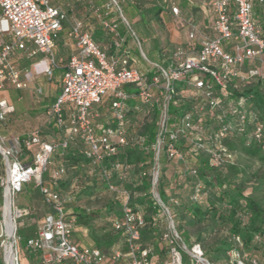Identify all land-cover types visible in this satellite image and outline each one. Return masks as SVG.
Returning <instances> with one entry per match:
<instances>
[{"label":"built area","instance_id":"obj_1","mask_svg":"<svg viewBox=\"0 0 264 264\" xmlns=\"http://www.w3.org/2000/svg\"><path fill=\"white\" fill-rule=\"evenodd\" d=\"M75 1L87 5L100 26L112 35L115 50L112 57H108L91 32L84 30L82 20L72 18L70 21L68 13L51 0H0V122L14 112V107L1 97L2 92L10 88L27 90L33 81L42 77L52 80L61 62L54 52L61 33L67 32L77 50L63 66L61 92L47 112L57 129L69 131L68 135L60 142H44L38 137L24 142L20 138L0 137V160L4 168V174L0 175V187L3 189L0 215L2 263L20 264L18 222L29 216L31 210L18 207L15 200L29 183H35L40 189L45 204L53 210V214L48 215L35 236L27 240L26 250L40 252L42 264H105L109 257L98 247H79L74 243L77 219L68 216L65 208L67 200L57 191L65 174L64 168L50 173L49 180L54 188L44 184L43 177L48 172L52 155L57 149H68L73 137L84 145L85 156L91 166L100 167L107 189L124 198L122 216L112 221L111 228L124 235L130 260L128 264L152 263L154 248L143 245L146 220L133 207L135 195L126 189L119 190L113 183L114 178L124 182L133 166L118 160L110 169L104 165L106 158L116 156L120 149L129 148L139 139L129 135L126 127L130 102L136 98L142 105L156 109L159 115L155 142L145 148L154 154L152 168L141 172V180H150L151 197L160 209V217L165 224L160 239L167 250L164 264H210L200 244L188 245L182 237L174 213L178 201L170 199L165 203L162 200L159 162L162 157L168 161L185 160L180 144L195 131L199 135L195 124L199 111L216 113L224 133L249 124L250 112L244 105L245 99L238 102L230 100L228 103L224 100L229 96L231 87L238 88V83L243 86L252 80L264 82L263 70L243 71L240 68L247 61L263 62L264 57V38L254 20L253 0H214L212 6L216 18L213 29L218 34L217 38L204 42L200 52L194 56H183L178 50L170 68L152 64L157 71L150 82H144L143 75L131 66L130 50L126 48V37L120 30V24L131 28L123 14V1L103 0L99 4L100 0ZM128 1L135 3L134 0ZM163 5L170 7L175 16L180 15L179 7L168 0H163ZM67 23L69 26H66ZM128 85L138 86L139 92L134 95L126 92ZM105 97L111 99L112 116L98 137L92 120L99 114L92 109ZM180 98L195 107L180 110L181 117L178 118L171 114L170 107L177 99L175 103L180 108L177 105ZM252 131V138L263 140V126H255ZM252 138L248 140V145ZM32 145H38V149L32 162L25 164L22 161L24 148ZM210 153L214 165L225 158H234L222 145ZM200 189L199 186L193 195L194 201L198 200ZM7 201L12 231L8 229ZM235 240L243 247L240 237ZM255 241L264 244L262 237L257 236ZM228 255L226 264H259L255 258L246 261L248 255L241 254L239 250H233ZM124 256L125 251L117 246L110 257L113 261H120Z\"/></svg>","mask_w":264,"mask_h":264},{"label":"trees","instance_id":"obj_2","mask_svg":"<svg viewBox=\"0 0 264 264\" xmlns=\"http://www.w3.org/2000/svg\"><path fill=\"white\" fill-rule=\"evenodd\" d=\"M153 75L154 73L146 75L149 82ZM241 86H238L236 89L231 87L230 94L224 101L228 103L230 100L238 102L242 98L245 99L244 105L250 112L249 124L242 127L238 126L233 131L224 133L222 131V123L219 121L216 113H213L215 118L214 124L208 122L203 125L201 119L196 116L195 124L199 135H196L195 131L183 139L180 144L185 160L186 155L189 154L192 162L182 171L174 184V187H177L181 191V194L186 196L185 199H181L176 195H172L170 198L164 189V185H162V182L160 183L162 200L165 203H168L170 199L178 201V204L174 208V213L178 222L179 231L184 240L189 236V232L186 229L187 226L201 224L207 230L211 225L221 224L226 228V232H223L218 237L214 246L207 245L202 247L200 242L204 239V232L201 231L198 235L195 243L201 245L204 256L210 264H226L229 259L228 254L233 250H239L243 255L247 254L246 261H249V258H255L258 261L251 253V249L258 248L264 252V244L255 241L257 236L264 239V208L252 195V192L246 191V184L251 177H248L250 175L249 171L241 165L239 160V157L244 155L249 158H256L261 163H264V137L262 141L255 140L251 137L253 133L252 129L255 126H263L264 132V82L261 80H252L246 86ZM126 90L129 93L139 92L130 85L126 86ZM175 102H177V99ZM175 102L171 105L170 112L178 116V118L181 117L180 110L195 107L189 102H184L178 108ZM130 103L132 104V102ZM147 109L150 108L146 106ZM151 110L154 111L153 122L149 125L144 124L142 131L136 136L139 139L131 143L129 148L120 149L116 156L105 159L104 165L108 169L112 168V165L117 160L123 164L132 165L133 167L152 166L154 154L151 150H146L145 148L152 146L155 142L159 115L156 109ZM251 138V143L248 145V140ZM220 145L224 147L228 154L234 156V158H225L223 162L214 165L215 162L210 151L216 150ZM77 148L81 149L78 150ZM65 152H67V160H72L74 163L84 162L92 167L90 160L85 156L83 145L77 137H73L68 149L62 150L59 155L64 156ZM166 162L172 163V161H168L167 159ZM61 167L64 168L66 173L67 167L63 165ZM92 168L100 169V167ZM256 176L258 177L257 174ZM128 179L129 176L124 182L128 181ZM261 179H263V182L257 184L260 187L262 185L264 186V177ZM199 186L201 187L199 198L197 201H194L192 198L196 194ZM135 188L133 194L138 193V197L133 199V207L136 211H140L146 220V227L142 234V242L143 245L150 246L154 244V238L159 237L158 239H161L165 229L161 228L165 224L162 225L160 209L151 197L150 180H140ZM140 207H143V209L140 210ZM102 214L105 217L114 216L113 220L122 216L121 210L114 212L112 205H106L104 209H99L92 213L81 210L75 215L77 218L88 220L92 216L99 217ZM112 221L107 226L103 239L97 242L99 247H106L108 250L117 241L124 239L122 232L112 230ZM19 234L26 236L24 229H20V227ZM147 234L151 236L148 240L146 239ZM236 237L241 238L243 247L236 242ZM163 247L166 249L165 246ZM40 255V252L32 254V258L35 257L32 260V264L41 263ZM259 264H264V261L259 262Z\"/></svg>","mask_w":264,"mask_h":264},{"label":"rangeland","instance_id":"obj_3","mask_svg":"<svg viewBox=\"0 0 264 264\" xmlns=\"http://www.w3.org/2000/svg\"><path fill=\"white\" fill-rule=\"evenodd\" d=\"M63 1L69 3L72 6L71 11L69 12L70 21H72V17L82 20L85 24V27L89 29L90 32L96 27H99L98 22L94 19L92 11L87 5L79 4L75 0ZM154 4L156 5V2L153 0H142L141 4L138 5L137 3H129L127 6L123 5V14L130 23L131 28L120 24V29L122 30L123 35L126 37V39H128L126 48L130 50V60L133 63L132 66L136 68L140 73L145 74H147V70L149 67L154 73H156L157 71V68L153 66L148 61V59H150L152 62L156 61L162 67L166 68L167 65L162 64V60L160 57V44L162 40L163 50H166L167 48L172 49L176 46L172 42L168 41L169 31L166 25L170 24L169 22L171 21L169 19H171V16H166L165 12L167 9H163L165 10L164 12L163 10H159L157 12L159 8ZM139 5H141V8L139 7ZM140 9H142V13ZM179 20L180 19L177 20V24L179 23ZM177 24V28L181 29V23H179L178 25ZM66 26H69V24H67ZM133 32L135 35L133 34ZM65 35L67 36V33H65ZM167 43H169V46L167 45ZM180 47H182V45H180ZM179 50L182 52L183 56L186 55V53L182 49ZM54 52L56 54V57L59 60L61 59L59 68H57L54 73L56 72L58 75H61L63 65H65L68 58L77 53V50L75 48V45H73L72 42L68 41L67 44L60 42L56 46ZM142 52L145 53L147 58L143 55ZM170 62L172 63V61ZM171 63H169L170 66ZM170 66H168L167 68H170ZM45 79L46 81L42 82V86L36 85L35 87H32L26 91L27 95L25 97L23 96V101H21V106L23 107V112L21 114L22 116L20 115L19 117L12 118V114L8 116L4 122H0V137H6L8 139H22V137L27 135L31 137L35 135H46L49 131H51L50 127L42 128L39 125H41L40 122L43 121L42 115L47 109L45 103L47 101V98L45 97V94L46 92H51V88L60 89V81L57 78V81L52 83L51 80L49 81L47 77H45ZM161 85H164V81L161 83ZM237 85L240 86L241 84L238 83ZM39 87H42L41 89L43 90V93L38 92L41 91ZM134 101L133 105L131 104V113L128 115V125H126L129 135L131 136H137V134H140L144 124L149 125L154 120V111H152L151 108L147 110L134 108V106L136 105V100ZM104 102H107L108 105L111 104V101H108L106 99ZM182 104H184V100L180 98L177 105L182 106ZM100 107L101 108L97 110L99 116L92 120L96 135L100 134L103 123L107 122L110 117L107 109H104L103 105H100ZM33 108H37L38 110L32 111ZM197 116L201 119V123L203 125L207 124L208 122L212 124H214L215 122L214 114L212 112L206 110L199 111ZM64 137L65 134H62L61 138L63 139ZM77 149L79 150L81 148ZM83 149L85 150L84 145ZM61 151L62 150L57 149L54 152L48 168L57 169L58 167H60V165L67 167L66 173L59 183V188L64 198L68 197V195L72 194L75 191V193H73V195H75V201L68 202L67 207L73 208L75 205H78L79 207L81 206L83 207V209L88 210L89 213H92L99 209L105 208L106 205H112L114 212H119L122 209L124 198L121 194L109 191L107 189L101 177L100 169H94L84 162L74 163L72 160H67V152L64 153V156H61L59 155ZM239 160L241 165L243 167H246L247 171H249L250 175L248 177H251V179L246 184V191L252 192V195L261 203L262 207L264 208V186L262 185L260 187V185H257L263 182V179L261 178L264 177V163H261L256 158H249L244 155L240 156ZM191 162L192 159L189 154L186 155V160L183 162L172 161V163H169L166 162V159L164 157L161 158L159 162L161 170V182L162 185H164V189L168 193V196L170 198L172 197V195H176L181 199H185L186 196H183V194H181V191L178 190L177 187H174V184L178 180V177L182 173V171L185 170ZM151 168V166L133 167V169L130 171L128 181L121 182L114 178L113 183L119 190L126 189L134 193L136 184L141 180L140 172L149 171ZM3 170L4 168L0 160V175L4 174ZM256 174L258 175V177L256 176ZM46 178L47 176L44 175L43 179L45 180ZM24 187L26 188V190L24 188L18 194L17 202L21 205H25L31 211H34V209L42 208V211L37 212V214H33L31 217H27L22 221H19L20 223L18 222L19 226L24 229L25 234H33L36 228L44 223L43 214L46 212V209L41 203L39 199L40 197L36 195L38 191V187L36 186V184L29 183ZM134 195V199H136V197H138V193ZM0 201L1 215L3 205L2 187H0ZM142 209L143 207H140V210ZM113 218L114 216H108L103 220H100L99 217L92 216V218L90 219L96 220V222H102L101 224L103 226L97 227V225L94 224V228L105 231L107 229L106 225L110 223ZM90 219L85 220L84 218H79L77 220L78 226H89L88 222ZM162 225H164V222L162 223ZM164 228L165 225L161 229ZM186 229L189 232V236L185 240L188 245L194 244L197 241L199 233L201 231L204 232V239L200 242L202 247H205L207 245L214 246L218 237L222 235L223 232H226V228L221 224H214V226L211 225L207 228V230L205 226L201 224L187 226ZM22 237L23 240L19 245L20 264H32V260L35 257L32 258V254L24 249V247L26 246L27 238L24 235H22ZM150 238V234H147L146 239L148 240ZM158 238L159 237H156L153 240L155 245V257L153 261H155L156 264H164V261L167 259V250L163 247L164 245ZM250 251L258 259V262L264 261V252L262 250L257 248L251 249ZM0 264H3L1 261V257Z\"/></svg>","mask_w":264,"mask_h":264},{"label":"crops","instance_id":"obj_4","mask_svg":"<svg viewBox=\"0 0 264 264\" xmlns=\"http://www.w3.org/2000/svg\"><path fill=\"white\" fill-rule=\"evenodd\" d=\"M102 1L103 0L98 1V4L101 3ZM122 1H123V5H126V6L129 3L133 4L131 1H128V0H122ZM134 1H135V4L137 3V5L141 4V2H142V0H134ZM153 1L156 2V5L155 4L154 5L156 7L158 6V8H159L157 10V12L159 10L167 9L166 12H165L166 16L167 17H169V15L171 16V19H169L171 21V22H169L170 24L166 25L167 29L169 31V36H168L169 39H168V41L172 42L176 46L173 47L172 49L167 48L166 50L165 49L163 50V47H162L163 46V40L161 41V44H160V46H161L160 57H161V60H162V64L167 65L166 67L170 66V64H169V63H171L170 61H172V58H173L174 54L179 49H182L186 53L185 56H194V55H196V54H198L200 52L204 42L217 38L218 34L213 29L214 21H215V18H216V15H215V13L213 11V6H212L214 0H168L169 3L179 7V9H180V15L179 16H175L172 13L170 7L164 6L163 5V0H153ZM159 1H160V3H159ZM51 2L55 6H58V7L62 8L63 10H65L68 13V16H69V12L72 9V6L69 3H66L63 0H51ZM253 3H254V8H253L254 20L257 23V25H258V27H259V29L261 31L262 37L264 38V1L262 2L260 0H253ZM140 6L141 5H139V7ZM159 6L160 7L162 6V7L160 8ZM140 11H141V13L143 12L142 9H140ZM164 11L165 10H163V12ZM72 18H74V17H72ZM94 19H95V16H94ZM178 19H180L179 23H181L180 24L181 25V29H178L177 26H176V24L178 22L177 21ZM67 24H69V23H67ZM98 24H99V27H96L95 29H93L91 31V33L93 34V37L96 40V42L102 48H104L106 50L107 55L110 58V57H112L115 54V50L113 49V46H112V43H113L112 35L108 34L100 26L99 22H98ZM84 30L85 31H89V29H87L86 27H85ZM65 33H67V32L64 31L63 33H61L60 38H59V40L57 42V45L60 42H63L65 44H67L68 41L72 42V44L75 45L74 41L69 39L68 35L66 36ZM121 33H122V30H121ZM191 35H193V36H191ZM127 42H128V39H126V44H127ZM168 44L169 43H167V45ZM180 45H182V47H180ZM142 53L146 57L145 53L144 52H142ZM68 59H67V61H68ZM148 61L151 64H159L156 61L152 62L150 59H148ZM132 64L133 63L131 61V66H132ZM240 68L243 71H248V70L254 69V68L261 69V70L264 71V57H263V62L257 61V60L247 61ZM62 72H63V67H62ZM150 73H154V72L151 71V68L149 67L148 70H147V74H150ZM141 74L143 75L144 82L146 80H148V78L145 77L147 74H145V73H141ZM57 78L60 81V89L51 88L50 89L51 92L50 91L46 92L45 97L47 98V101L45 103H46L47 109L44 111V114L42 115V120L43 121H41L40 122L41 125H39L42 128H45V127L49 128L50 127L51 131H49L48 134H46V135H40V136L39 135H35V136H33V137H38L41 141H44V142H60L61 139H62L61 138L62 134H65V137H66L68 135V133H69V131H66V130H63L62 132L59 131V129H57V127L55 125L54 120L50 119L47 116L48 109L53 105V103L55 102L57 96L61 92V88H62V74L58 75L55 72L53 74V78H52L51 82L53 83V82L57 81ZM43 81H46L45 77L36 79L35 81H33L31 83L30 87L27 90H29L32 87H35L36 85H41L42 86V82ZM130 86H132V88L138 90V86H136V85H130ZM41 88L42 87H39V89L41 91H38V92L43 93L42 92L43 90ZM27 90H16L14 88H10V89H7L6 91L1 93V97L5 98L8 101V103L14 107V112L12 113L13 115L11 114L12 118L19 117L22 114L23 107L21 106V104H22L21 101H23V96L25 97L27 95V92H26ZM125 91L128 92L126 90V87H125ZM130 94L134 95L136 93H130ZM105 99L108 100V101H111V99L109 97H105L101 104L93 107L92 111H97L98 109L101 108L100 105H103L104 109H107V111L109 113V116H110L109 118H111V116H112V110L110 108L111 104L108 105L107 102H104ZM134 100H136V103H135L136 105L134 106V108L146 109V106L142 105L140 103V101L138 99H136V98L131 100L132 105H133V101ZM130 105H131V103H130ZM36 110H38V109L37 108L36 109H34V108L32 109V111H36ZM106 123L107 122L103 123V126L101 128V132H100L99 135H97L98 137H100L102 135ZM126 125H128V122H127ZM33 137L27 135V136L22 137V139H20V140L22 142H24L25 140H27L29 138H33ZM37 149H38V145H32L29 148L25 147L24 148V155L22 157L23 163H25V164L31 163L32 159H33V155L37 151ZM61 166L62 165H60V167ZM60 167H58V168H60ZM54 170L55 169L48 168V172L45 174L47 176V178L44 180L45 186L48 187V188H51V189L54 188V187L50 183L49 176H50V173L52 171H54ZM59 186L57 187V191L63 197ZM25 190H26V188H25ZM73 193H75V191ZM73 193L68 195V197L65 198L67 200L65 208H66V212H67V214H68V216L70 218H76L78 220L79 218H77V216L75 215L76 213H78L81 210H85L88 213H89V211L86 210V209H83V207H81V206L79 207L78 205H75L73 208H68L67 207V203L68 202H71V201L74 202L75 201V195H73ZM36 195L40 197L39 199H40L41 203L43 204L44 208L46 209V212L43 214V220L45 221V219H46V217L48 215H52L53 214V210L48 205L45 204L39 188H38V191H37ZM34 197H35V195H34ZM17 201H18V195H17L16 200H15L16 205L18 207H23V208L26 207L25 205L19 204ZM40 211H42V208L34 209V211H31V214L29 216H27V217H31L33 214H37V212H40ZM27 217H25V218H27ZM25 218H23V219H25ZM104 218H106L104 216V214L99 216L100 220H103ZM23 219H21L20 221H22ZM19 223H18V234H19V227H20ZM101 223L102 222H96V220H92V219H90L89 222H88L89 226H81V225L78 226V223H77V227L75 229V233H74V236H73L74 243L77 244L79 247L94 246V247L100 248L103 252H105L109 256L107 258L105 264H128L130 260H129V257L127 256V253H126V247H125L124 239L123 240L121 239V240L117 241V243H115L111 247V249H109V250L106 247L101 248V247L98 246L97 242L100 241L101 239H103L104 235L106 234V230L104 231V230H101V229H96V228H94V224H96L97 227L98 226H103ZM108 225H109V223L106 225V227ZM39 226L36 228V230L34 231L33 234H26L27 240L29 238L35 236L36 232L38 231ZM19 236L21 237V241L20 242H22L23 237L20 234H19ZM117 246L122 247L123 251H125V256L120 261H113L111 259V257H110L111 256V252H112L113 248L117 247ZM151 246H153V248H154V256H153V259H154V257H155V245L151 244ZM24 249H25V247H24ZM28 252L30 254L37 253V252H31V251H28ZM153 259H152V263L151 264H156L155 261H153ZM68 264H70V263H68Z\"/></svg>","mask_w":264,"mask_h":264},{"label":"bare ground","instance_id":"obj_5","mask_svg":"<svg viewBox=\"0 0 264 264\" xmlns=\"http://www.w3.org/2000/svg\"><path fill=\"white\" fill-rule=\"evenodd\" d=\"M6 217L8 219V229L9 231H12V228H13V224L11 222V214H10V211H9V201H7V205H6Z\"/></svg>","mask_w":264,"mask_h":264}]
</instances>
